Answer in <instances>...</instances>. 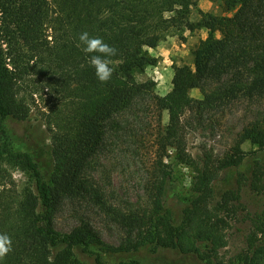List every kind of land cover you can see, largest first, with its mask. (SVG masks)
I'll use <instances>...</instances> for the list:
<instances>
[{
  "label": "trees",
  "instance_id": "trees-1",
  "mask_svg": "<svg viewBox=\"0 0 264 264\" xmlns=\"http://www.w3.org/2000/svg\"><path fill=\"white\" fill-rule=\"evenodd\" d=\"M200 0H0V233L12 251L0 264H147L141 253L171 251L218 262L227 245L225 231L235 221L241 197L263 198L248 216L245 248L239 264L264 263V164L245 155L225 156L216 165L198 164L187 152L183 116L225 107L239 98L264 99V0H219L221 15H189ZM214 1V0H209ZM169 30L207 36L190 51L191 65L173 68L171 90L155 94V83L136 73L154 65L145 48ZM87 31L117 49L112 78L101 83L78 47ZM216 35H219L217 37ZM198 90L202 99L190 97ZM37 96L39 97L38 99ZM36 100L43 103L44 124H30ZM148 111L166 113L154 133V166L144 205L120 209L84 175L105 129L132 135ZM27 124L48 132L34 153L9 148L12 126ZM264 151V108L255 110L238 134ZM193 170L190 193L174 212L167 197L173 171L166 160ZM41 159V160H40ZM29 174L32 187L19 191L11 169ZM65 199L85 200L123 230L118 246L97 237L86 223L61 233L55 214ZM85 259H90L89 263Z\"/></svg>",
  "mask_w": 264,
  "mask_h": 264
},
{
  "label": "rangeland",
  "instance_id": "rangeland-1",
  "mask_svg": "<svg viewBox=\"0 0 264 264\" xmlns=\"http://www.w3.org/2000/svg\"><path fill=\"white\" fill-rule=\"evenodd\" d=\"M208 4L193 8L189 15L190 22H197L201 14L221 15L219 0L202 1ZM207 36L205 30H197L193 33H179L174 30L166 32L161 40L146 47L148 55L154 58L155 64L144 68L142 73H136L138 81L147 79L155 83V94L164 96L171 90L169 73L174 67L191 65L192 57L190 51L204 40ZM219 37V35H216ZM168 42L169 44H166ZM172 47L173 53L157 55L154 50L158 47ZM190 97L202 99L198 90L190 92ZM39 97L37 96L36 99ZM43 103L36 100L30 112V124H44ZM264 108V99L248 100L239 98L225 107L212 111L196 114L187 111L183 116L186 135V149L198 164L208 161L215 166L225 156L232 154L245 155L246 163L257 159L264 164V151H258L256 147L248 142L240 144L238 134L241 129L251 120L255 110ZM161 120L156 117V112L148 111L141 123L134 125L133 134H125L123 131L115 134L108 128L105 129L101 144L95 148L89 161L90 166L84 175L99 187L109 204L120 209L144 205L148 198L149 182L153 175L154 166V133L157 125L165 126L167 123L166 113H161ZM12 137L9 148L13 152L34 153L35 144L47 143L48 132L44 125L40 127L43 134L32 130L27 124L12 126ZM2 137L0 135V151ZM170 158L166 160L173 171V184L168 193V204L178 213L184 207L179 198L189 195L193 170L190 167L176 163L173 153H168ZM41 160V159H40ZM12 178L19 191L32 187L29 174L22 172L19 168L11 169ZM264 181V178H263ZM241 205L244 207L239 211L235 221L224 232L227 245L219 250L218 262L222 264H239L238 255L245 248L244 237L248 228V216L255 212L263 202L261 196L250 191H245L241 197ZM55 228L65 234L72 228L86 223L96 233L99 240L110 245L118 246L123 239V230L110 216L101 209L92 206L85 200L65 199L61 201L55 214ZM147 264H209L194 255H180L171 251H159L158 253L143 252L139 255ZM91 263L90 259H85ZM106 263L113 264L114 259L105 258ZM264 264V263H263Z\"/></svg>",
  "mask_w": 264,
  "mask_h": 264
},
{
  "label": "clouds",
  "instance_id": "clouds-1",
  "mask_svg": "<svg viewBox=\"0 0 264 264\" xmlns=\"http://www.w3.org/2000/svg\"><path fill=\"white\" fill-rule=\"evenodd\" d=\"M89 56V63L95 70V76L101 83H107L113 75L111 57L117 55V49L102 38L91 37L87 31L79 35L78 47ZM12 251V240L4 233H0V261H4Z\"/></svg>",
  "mask_w": 264,
  "mask_h": 264
},
{
  "label": "crops",
  "instance_id": "crops-1",
  "mask_svg": "<svg viewBox=\"0 0 264 264\" xmlns=\"http://www.w3.org/2000/svg\"><path fill=\"white\" fill-rule=\"evenodd\" d=\"M202 1H205V0H200L199 3H201V4H198V5H199V7H201L202 5L206 6L205 9H202L203 11H206L208 9L207 8L208 7V4H206V3L202 4ZM166 44H169V43L166 42ZM157 49H158V51L154 50L155 51V52H153L154 54L156 53L157 55H161L159 53H162L163 55H167L168 53H173L172 47L169 49L168 47L163 46V47H158ZM172 76H173V70L171 69V72L169 73V81H171ZM192 91H194V90H191L190 92H192Z\"/></svg>",
  "mask_w": 264,
  "mask_h": 264
}]
</instances>
